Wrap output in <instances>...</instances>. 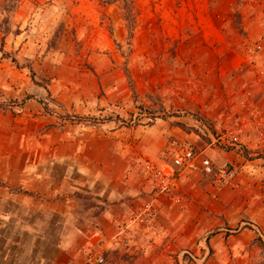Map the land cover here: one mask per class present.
I'll use <instances>...</instances> for the list:
<instances>
[{"label": "rangeland", "instance_id": "374dc122", "mask_svg": "<svg viewBox=\"0 0 264 264\" xmlns=\"http://www.w3.org/2000/svg\"><path fill=\"white\" fill-rule=\"evenodd\" d=\"M122 13L0 0V264H253L264 0H133L129 27ZM172 138L229 174L163 173Z\"/></svg>", "mask_w": 264, "mask_h": 264}, {"label": "built area", "instance_id": "2783aa9c", "mask_svg": "<svg viewBox=\"0 0 264 264\" xmlns=\"http://www.w3.org/2000/svg\"><path fill=\"white\" fill-rule=\"evenodd\" d=\"M231 139L235 140L236 138L235 136H232ZM157 159L161 166L166 167V169L162 171L163 173H167L168 170H170L172 174L175 171L173 169L186 172L192 167L193 161L198 159L199 167L205 175L212 174L217 180H222L227 174H229L226 163H222L214 168L209 159L200 155V153H197L194 146L185 139H169L160 148ZM159 172L160 171L157 170L156 174ZM87 257L90 264H99L102 260L101 253L95 250L88 253Z\"/></svg>", "mask_w": 264, "mask_h": 264}, {"label": "trees", "instance_id": "16d2710c", "mask_svg": "<svg viewBox=\"0 0 264 264\" xmlns=\"http://www.w3.org/2000/svg\"><path fill=\"white\" fill-rule=\"evenodd\" d=\"M115 1L120 3V9L123 12L122 18L125 21L126 26L129 27V25L133 21V17H132L133 0H103V3H112ZM235 22L236 23L238 22L240 24V21H235ZM253 264H264V245L263 244H261L260 251L256 255V258Z\"/></svg>", "mask_w": 264, "mask_h": 264}, {"label": "crops", "instance_id": "0c3cea01", "mask_svg": "<svg viewBox=\"0 0 264 264\" xmlns=\"http://www.w3.org/2000/svg\"><path fill=\"white\" fill-rule=\"evenodd\" d=\"M200 155H202V156H204V157H206V155H204V154H202V153H200ZM208 158V157H207ZM209 159V158H208ZM198 159H195L194 161H193V165H192V167L188 170V171H197L198 173H200V174H203L202 173V171H201V169H200V167H199V164H198V161H197ZM209 161L212 163V161L209 159ZM203 175H205V174H203ZM134 201H136L135 199H134ZM162 203H159V205H158V207H159V213H160V215H163L162 217H164V216H169L170 215V212L172 211L171 209H169V201H161ZM122 204H125V202L124 203H122ZM135 207V206H134ZM122 208V211H121V215H126L127 214V212H128V210L125 208V206L124 205H120V209ZM186 215H184L183 216V218L185 217ZM252 220H254L255 221V219L254 218H252ZM262 220H260V219H258L257 221H256V224H258L260 227L262 226ZM200 230V228H198V231ZM243 231V233H244V235H248V236H250V234L248 233V231L247 230H242ZM95 234V233H94ZM186 241H187V238H186Z\"/></svg>", "mask_w": 264, "mask_h": 264}]
</instances>
